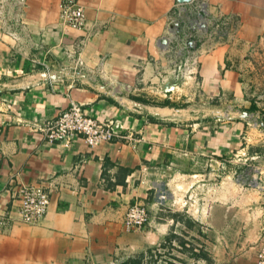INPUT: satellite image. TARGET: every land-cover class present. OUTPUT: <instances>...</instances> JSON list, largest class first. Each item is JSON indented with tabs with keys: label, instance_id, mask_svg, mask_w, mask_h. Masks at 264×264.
I'll return each mask as SVG.
<instances>
[{
	"label": "crops",
	"instance_id": "crops-1",
	"mask_svg": "<svg viewBox=\"0 0 264 264\" xmlns=\"http://www.w3.org/2000/svg\"><path fill=\"white\" fill-rule=\"evenodd\" d=\"M77 1L79 29L61 0H0V264H145L158 246L181 263L256 264L264 183H235L247 167L231 159L257 155L264 180V0H203L206 29L181 21L178 37L176 0ZM184 32L203 52L181 81ZM71 100L137 141H46ZM20 184L49 193L35 223L17 216ZM134 202L148 220L127 230Z\"/></svg>",
	"mask_w": 264,
	"mask_h": 264
},
{
	"label": "built area",
	"instance_id": "built-area-1",
	"mask_svg": "<svg viewBox=\"0 0 264 264\" xmlns=\"http://www.w3.org/2000/svg\"><path fill=\"white\" fill-rule=\"evenodd\" d=\"M60 8L61 18L68 26L76 29L84 26L85 13L77 0H61ZM196 13L198 18L194 16ZM205 13L203 0H176L169 12L168 32L172 34V37L177 34L178 37L181 32L179 24L184 21L189 22L190 30L196 29L198 33L199 31L202 32V30L206 29L203 21ZM173 26L178 29L173 31ZM188 33H182L183 35L187 34L184 38L186 45L185 55L182 59L172 62L173 72L181 81H186L188 77H196L198 75L200 55L203 52V49L197 48L194 38L189 36ZM42 133L46 141L62 143L65 146L71 145L75 138L81 137L90 148L95 147L101 141L117 142L128 140L134 143L138 139L134 134L119 129L112 120H100L92 117L80 103L73 100L66 107L59 110L54 120L46 123L42 128ZM257 159V155L232 158V161L245 164L247 167L235 169L232 173L233 181L244 186L262 189L263 185L261 183H264V180L261 177V172L252 164ZM228 162H230L229 159ZM204 196L203 188L190 190L185 196L184 203L188 207L199 208L205 201ZM18 198L20 204L17 216L20 221L35 223L45 215L49 204V193L44 187L20 184ZM9 218L10 214L7 209L5 213L0 214V229L8 224ZM147 220L148 212L146 206L136 202L128 206L123 217V223L127 230L141 228L146 224ZM148 262L151 264H187L177 261L171 253L160 246L155 247L151 251L145 264H148ZM256 264H264V244H260L256 250Z\"/></svg>",
	"mask_w": 264,
	"mask_h": 264
},
{
	"label": "trees",
	"instance_id": "trees-1",
	"mask_svg": "<svg viewBox=\"0 0 264 264\" xmlns=\"http://www.w3.org/2000/svg\"><path fill=\"white\" fill-rule=\"evenodd\" d=\"M150 261V260H149Z\"/></svg>",
	"mask_w": 264,
	"mask_h": 264
},
{
	"label": "water",
	"instance_id": "water-1",
	"mask_svg": "<svg viewBox=\"0 0 264 264\" xmlns=\"http://www.w3.org/2000/svg\"><path fill=\"white\" fill-rule=\"evenodd\" d=\"M183 1V0H182Z\"/></svg>",
	"mask_w": 264,
	"mask_h": 264
}]
</instances>
